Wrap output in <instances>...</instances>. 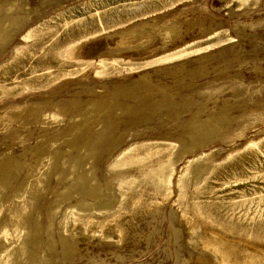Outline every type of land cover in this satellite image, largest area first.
Masks as SVG:
<instances>
[{
	"label": "rangeland",
	"instance_id": "obj_1",
	"mask_svg": "<svg viewBox=\"0 0 264 264\" xmlns=\"http://www.w3.org/2000/svg\"><path fill=\"white\" fill-rule=\"evenodd\" d=\"M253 255L264 0H0V264Z\"/></svg>",
	"mask_w": 264,
	"mask_h": 264
},
{
	"label": "bare ground",
	"instance_id": "obj_2",
	"mask_svg": "<svg viewBox=\"0 0 264 264\" xmlns=\"http://www.w3.org/2000/svg\"><path fill=\"white\" fill-rule=\"evenodd\" d=\"M198 169L199 170H202L203 168H200L198 166ZM170 176L171 174L170 173H166L163 177V182L166 184V183H169V180H170ZM226 255L230 256L232 254H235L234 251L233 252H225ZM259 256L258 255H253V256H250L249 259H246V264H253L254 260H256Z\"/></svg>",
	"mask_w": 264,
	"mask_h": 264
}]
</instances>
